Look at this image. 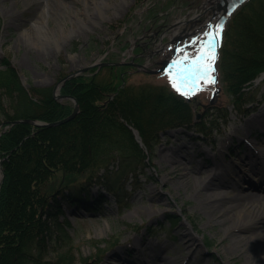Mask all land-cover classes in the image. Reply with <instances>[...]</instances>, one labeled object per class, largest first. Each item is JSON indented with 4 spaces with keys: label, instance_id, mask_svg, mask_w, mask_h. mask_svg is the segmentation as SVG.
I'll use <instances>...</instances> for the list:
<instances>
[{
    "label": "rangeland",
    "instance_id": "1",
    "mask_svg": "<svg viewBox=\"0 0 264 264\" xmlns=\"http://www.w3.org/2000/svg\"><path fill=\"white\" fill-rule=\"evenodd\" d=\"M212 5V0H0V59L10 58L28 88H54L65 75L94 63L99 65L98 78L109 80L111 69L100 65L104 61L137 62L144 64L145 69L160 66L169 53L157 54L158 50L162 42L170 39L179 19L200 17L199 21L193 20L188 31L193 32L192 36L199 31L197 40H202L201 36L209 30L205 24L212 16L209 9ZM92 68L77 76L88 79L94 74ZM121 69L128 85L194 92L201 104H193V112L201 113L200 119L208 121L210 131L203 135L195 126H168L158 131L150 151L143 138L141 145L133 130L136 128L131 126L135 139L145 148L147 164H139L135 166L136 171L127 173L117 194L108 192L97 178L88 180L87 175L78 176L77 183L89 187L90 193L85 195L89 201L83 206L65 204L64 229L47 259L60 264L143 263L151 258L142 246L143 240L149 239L156 243L157 264H248L247 256L233 245L236 241L225 229H235L238 234L248 232L234 227V222L225 227L217 224L210 210L199 204L195 180L192 178L188 184L180 180L186 171L196 167H205V164L213 167L212 159L216 156L219 161L224 142L233 138L229 144L238 146L250 135L247 121L260 110L264 111V78L258 82L257 100L251 111L242 115L234 110L230 92L222 80L223 89L216 104L205 107L209 91L188 88L187 82L171 73L162 75L126 65ZM201 83L212 87L210 79ZM57 100L71 105L73 111L71 99L59 97ZM218 106L229 114L226 122L215 118ZM143 113L148 115L146 110ZM259 129L264 127H254L251 132ZM182 144L191 146L190 150L179 148ZM260 144L264 147V135ZM235 157L240 156L235 154ZM178 160V164L174 163ZM238 160L227 161L232 164ZM118 164V159L113 160L111 168L117 171ZM233 178L229 181L238 183ZM61 180L65 182L66 178L59 172L56 187ZM233 186L238 192L244 190L240 184ZM71 190L73 186L64 187L59 196ZM100 194L108 198L107 202L98 200ZM190 227L202 238L200 244L188 235Z\"/></svg>",
    "mask_w": 264,
    "mask_h": 264
},
{
    "label": "trees",
    "instance_id": "2",
    "mask_svg": "<svg viewBox=\"0 0 264 264\" xmlns=\"http://www.w3.org/2000/svg\"><path fill=\"white\" fill-rule=\"evenodd\" d=\"M220 67L235 109L248 111L257 100L255 79L264 71V0H247L231 17L224 32ZM110 69L109 80L96 74L67 80L62 93L75 96L80 111L65 123L45 126L35 121L62 119L72 112V106L58 101L52 86L26 87L10 58L0 59V130L7 127L0 135L4 169L0 264H60L47 256L64 229V206H83L89 201L85 198L90 193L88 186L77 183L78 176L97 178L108 192L117 194L125 175L147 164L145 149L129 125L139 130L150 151L158 131L168 126H195L207 134L208 121L193 123L192 104L184 98L165 87L124 84L121 71ZM227 116L222 108L217 109L216 119ZM17 119L33 122L12 124ZM117 159L115 171L111 166ZM59 172L66 181L56 187ZM67 186H73V191L59 196ZM98 200L102 203L108 198L100 194Z\"/></svg>",
    "mask_w": 264,
    "mask_h": 264
},
{
    "label": "bare ground",
    "instance_id": "3",
    "mask_svg": "<svg viewBox=\"0 0 264 264\" xmlns=\"http://www.w3.org/2000/svg\"><path fill=\"white\" fill-rule=\"evenodd\" d=\"M260 111L247 121V128L250 131L248 134L254 127H264V111ZM135 130L138 129H134V132ZM179 148L190 150L191 146L182 144ZM252 152V154H248L232 164L196 167L193 171H186L180 182L188 184L193 178L199 204L210 210L217 224L225 227L234 222V227H240V229L248 232V234H238L234 231L235 229L231 230L229 227V229H225L226 234L231 235L236 241L233 245L240 247L241 253L247 256L248 264H264V168L260 167L264 162V151L258 153L253 150ZM174 163L178 164L179 160ZM234 172H236L234 178H240L237 180L238 183H234L233 180L229 181L233 178ZM202 174H205V177ZM252 175L260 176L259 183L248 184V177ZM236 184H240V189L245 187L249 189L238 192L233 186ZM226 185L230 187L223 189L224 191L219 190ZM201 186L204 188L201 189ZM87 189L89 190V187ZM248 190L251 192L246 193ZM229 202H231L230 205ZM247 205L248 207H246ZM188 235L195 242L201 243L202 238L192 232V227L188 230ZM143 241L142 246L148 250L150 259H155L157 257L156 243L149 239Z\"/></svg>",
    "mask_w": 264,
    "mask_h": 264
},
{
    "label": "water",
    "instance_id": "4",
    "mask_svg": "<svg viewBox=\"0 0 264 264\" xmlns=\"http://www.w3.org/2000/svg\"><path fill=\"white\" fill-rule=\"evenodd\" d=\"M241 1H242V0H240L239 2H241ZM224 3H225V2H224ZM225 5H227V4L225 3ZM76 74H77V73H73V74H69V75L65 76V77L63 78V80H62V83L54 87V96H55L56 98H59V97H60V98L70 97V98H73V99H74V101H75V108H74V111H73L69 116H67V117H65V118H63V119H60V120H57V121H53V122H50V123H42V124H45V125H47V126H55V125H59V124L65 123V122H67V121L73 119V118L78 114V112H79V103H78V101H77L74 97H72V96H70V95H63V94H61V93L59 92L61 85H63V83H64L67 79H69L70 77H72L73 75H76ZM262 76H264V73L262 74ZM21 121H30V120H15V121H13V122L16 123V122H21ZM135 134L137 135V130H135ZM137 138H138V135H137ZM2 164H3V160L0 159V173H1V175H2V176L0 177V184H1L2 180H3V166H2Z\"/></svg>",
    "mask_w": 264,
    "mask_h": 264
},
{
    "label": "snow or ice",
    "instance_id": "5",
    "mask_svg": "<svg viewBox=\"0 0 264 264\" xmlns=\"http://www.w3.org/2000/svg\"><path fill=\"white\" fill-rule=\"evenodd\" d=\"M222 29H223V23H220L216 25V28L214 31L210 30L209 32L205 33V36L207 37V39L203 40L202 44L204 46H211L212 48H215L216 46H218L217 37L220 35V32L222 31ZM212 82L213 83L215 82V78H213Z\"/></svg>",
    "mask_w": 264,
    "mask_h": 264
}]
</instances>
